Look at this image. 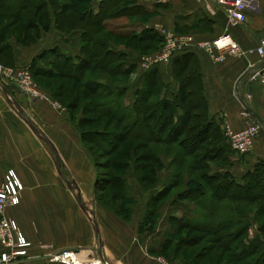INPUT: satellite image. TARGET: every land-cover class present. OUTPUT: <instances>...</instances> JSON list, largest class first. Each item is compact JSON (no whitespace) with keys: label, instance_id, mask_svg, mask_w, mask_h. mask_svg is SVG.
I'll return each mask as SVG.
<instances>
[{"label":"crops","instance_id":"crops-1","mask_svg":"<svg viewBox=\"0 0 264 264\" xmlns=\"http://www.w3.org/2000/svg\"><path fill=\"white\" fill-rule=\"evenodd\" d=\"M102 1L89 3L98 11ZM130 5L142 7L147 14L136 24L138 33L167 29L191 33L197 40L230 34L239 42L243 53L227 55L220 62L202 49L179 54L171 63L149 72L148 83L156 87L162 83L160 96L167 99L179 89H195L192 96L197 95L199 103L190 105L193 121L198 128L213 121L224 138V122L234 130L258 122L247 107L260 117L262 131L253 150L246 155L232 152L229 163L211 167V173L228 172L241 180L264 159V59L250 52L264 38V9L250 12L244 25L235 26L221 7L208 0H132ZM82 6L76 1L72 8L80 11ZM49 8L54 14L55 9ZM53 27L52 23L51 30H42L31 44L10 38L11 64L30 66L35 57L44 54L38 59V65L44 66L46 60L52 61L54 52L77 60L84 57L80 29L66 35ZM113 49L132 54L124 46L113 44ZM247 72L250 74L242 86L241 78ZM6 73L0 71V180L13 169L24 185L19 204L6 211L29 244L26 250L30 257L22 264H63L47 259L48 253L62 249L74 252L78 264H160V256L182 261L175 256L174 245L166 242L173 233V219L199 214L195 202L179 199L178 193L166 196L174 175L166 155H160L161 164L152 179L139 178L133 166L117 170L123 182L106 184L100 190L102 198H98V174L105 170L97 164L103 158L83 142L69 110L55 104L59 101L42 87L47 98L31 99L13 79L5 77ZM125 87V104L131 107L134 97L126 101L131 88ZM72 180L77 187L69 185ZM49 245L53 250L45 247Z\"/></svg>","mask_w":264,"mask_h":264},{"label":"trees","instance_id":"trees-1","mask_svg":"<svg viewBox=\"0 0 264 264\" xmlns=\"http://www.w3.org/2000/svg\"><path fill=\"white\" fill-rule=\"evenodd\" d=\"M10 1L0 0V64L3 62L2 56L11 64L9 43L11 36H15L19 42L28 44V39L31 38L29 32L32 30L40 32L41 22L46 19V15L49 16V6L53 7L52 4L59 9L62 6L61 10L54 14L58 27L67 26L72 30L82 31L81 48L84 57L77 60L54 52L52 61L46 60L44 66H39L38 59L44 54L38 55L28 66L37 76L71 78L78 83L86 72L102 70L110 76L129 78L143 52L133 48L134 52L131 55L116 51L111 45V37H124L127 43H133L137 49L138 46L149 47L150 52L156 51L162 44V37L154 29H145L140 33L134 29L129 32H117L112 29L97 32L99 28L107 27L105 24L107 18H114L120 14L143 16L142 19L147 17L142 7L130 3L114 11L108 10V6L113 2L126 0H103L98 11L92 9L90 0H69L63 5L59 3L61 0H18L21 4L13 7ZM76 1L79 5L83 4L84 8L74 15H66L67 24L58 23L60 13L72 8ZM17 32L21 33L20 37L16 36ZM146 40L147 44L144 43ZM159 68L161 67L152 68L145 73L143 86L136 88L131 107L125 104L124 100L126 84L119 87L94 78L81 86L84 87V93L75 86L74 89H67L64 84L53 90L46 88L49 95L51 94L69 110L83 142L103 158L97 164L105 170L98 174V198H102L100 190L104 189L106 184L114 180L123 182L119 179L117 170L133 166L139 178L148 180L153 178L161 164L160 155L173 153L171 164L175 163L178 169L172 178L174 182L172 181L168 188L178 185V178L182 175L180 169L184 168L185 174L192 176L193 183L178 192V198L195 202L199 214L193 218L173 219V233L168 235L166 242L167 245H174L175 256L186 257L192 252L190 250L199 246L202 240H206L207 243L203 247L191 253L192 263L203 260L211 263L209 260L211 252L218 249L219 256L212 264H264V159L252 170L247 171L241 180H237L228 172L211 173L210 164L222 165L217 163L220 161H224L223 165L229 163L233 151L222 132L220 133V127L213 121L205 122L199 128L195 124L189 103V98L193 94L191 89H179L172 99H167L160 96L162 89L155 92L154 89L146 87L148 73ZM67 93L69 96L63 101ZM95 93L99 94L97 97L102 98L100 101L97 103L91 101V106L85 101L82 103V97L87 99L89 94ZM77 109L80 112L79 118L75 113ZM193 115L201 119L200 115L195 113ZM100 117L106 119L103 121ZM143 120L147 122V125L143 124V132L132 135L133 129ZM89 125L95 127L83 129V126ZM147 127L148 133L154 136L146 132ZM206 143L207 147L196 159H189L188 162L187 157L193 156L194 150L200 149L199 144ZM173 144H178L185 150L180 151L178 146L172 147ZM113 155L115 158L111 157ZM130 157H134V160L131 161ZM201 160H206L208 167L202 164ZM204 168H208L207 171L197 173ZM206 186L209 189H206ZM257 186H261L260 189L263 191H254L255 195L248 196L253 189H259ZM232 191L233 194L239 193L244 199L234 198L235 196L230 195ZM223 200H238L235 201L238 203L230 205L222 203ZM221 210H227L228 215L225 217L221 215ZM249 211H253L255 215L251 216ZM176 223L178 225H175ZM253 225L256 227L252 228ZM181 230H188V233L175 240Z\"/></svg>","mask_w":264,"mask_h":264},{"label":"built area","instance_id":"built-area-1","mask_svg":"<svg viewBox=\"0 0 264 264\" xmlns=\"http://www.w3.org/2000/svg\"><path fill=\"white\" fill-rule=\"evenodd\" d=\"M221 7L227 14L232 25H244L250 12L264 9V0H208ZM162 37V46L149 54L140 56L138 64L145 66L146 70L169 64L182 53H187L193 49L207 51L214 61L220 62L227 55H240L243 53L239 42L230 34L218 36L212 40H197L191 33H178L167 29L159 30ZM264 59V38L260 44L251 49ZM10 69V68H9ZM4 69L0 64V71L8 72L5 77L13 79L15 84L23 90L31 99H46L47 94L32 79L29 67L9 70ZM258 72L250 77L254 78ZM59 107V102H55ZM262 127L258 122L242 130H234L230 124L224 122V133L232 151L238 155L250 153L255 145L257 136L261 133ZM24 185L20 181L17 173L10 169L6 179L0 180V264H22L29 259L27 254L28 242L20 230L17 222L8 216L6 211L10 206H16L20 202ZM52 249V246H45ZM47 259L52 263L78 264L74 252L69 249H62L48 253ZM160 264H188L184 262H174L164 256L158 258Z\"/></svg>","mask_w":264,"mask_h":264},{"label":"rangeland","instance_id":"rangeland-1","mask_svg":"<svg viewBox=\"0 0 264 264\" xmlns=\"http://www.w3.org/2000/svg\"><path fill=\"white\" fill-rule=\"evenodd\" d=\"M4 2H5V0H3ZM10 1V0H9ZM132 0H126V1H123V2H113L112 4H110L109 6H108V10L110 11V10H116V9H118L119 7H121V6H123V5H126L127 3H130ZM69 2V0H61L59 3H60V5H63L64 3H68ZM21 3H19L18 2V0L16 1V0H11L10 1V5L13 7V6H15V5H20ZM53 5V7L51 6V9L53 8V10L55 9V12H54V14H57L59 11H57V9L59 8H57V7H55L54 5L55 4H52ZM60 8H62V6L60 7ZM76 13H79V12H77V11H75V10H73V8H70V9H68V10H64L63 12H61L60 14H61V16H60V22H58V23H66L67 22V19H68V17L66 16V15H71V14H76ZM53 14V11H52V13L51 12H49V16L48 15H46V19H44L42 22H41V27L42 28H39V30H40V32L39 33H36L35 32V30H32V31H30L29 32V35L31 36V38H29L28 39V41H29V43L31 44V43H34L39 37H40V35H41V33H42V30H44L45 32H48L49 30H51L52 28H51V24L53 23V28H55V29H58L59 31H61V32H63L64 34H66V35H69L71 32H73V30L72 29H65V28H63V27H58L57 26V24H56V20H55V17H56V15H54ZM58 16V15H57ZM143 18V16H134V15H132V14H127V15H122V14H120L119 16H117V17H114V18H107V20H106V22H105V24H107V27H105V28H99L98 30H97V32L99 33L100 31H103V30H105V29H112V30H115V31H117V32H129V31H131L132 29H134L135 30V27H136V24H137V22L138 21H143L144 19H142ZM54 21V22H53ZM84 23V22H83ZM67 24V23H66ZM82 26V25H81ZM74 30H76V29H74ZM21 32V31H20ZM20 32H17V37H20L21 36V33ZM13 36H11V38H12ZM14 38H16L15 36H14ZM112 38V40H111V45H113V44H115V45H117V46H121V47H123L124 46V48L126 47L129 51H132V52H134L133 50H132V48L134 49V50H138V51H141V52H143V54H149V53H152V52H150V50L148 49L149 47H145V48H143V46H138V49H137V47L136 46H134V44L133 43H131V42H128L127 43V41H126V38H122V37H115V36H112L111 37ZM80 41H81V36H80ZM144 43L145 44H147L148 43V40H146V41H144ZM160 44V43H159ZM161 46H162V44H161ZM160 46V47H161ZM159 47V48H160ZM158 48V49H159ZM157 49V50H158ZM143 54H141V55H143ZM140 55V56H141ZM7 58L4 56H2L1 57V60L3 61L2 62V66L4 67V69H14V70H17V69H22V68H26V67H28V66H24V67H19V66H17L16 67V65H12V64H9L10 62H8V60H6ZM165 65H167V64H165ZM162 66H164V65H162ZM161 66V67H162ZM148 70H146V68H145V66H143L142 64H138L136 67H135V70H134V72H132L131 73V75L129 76V78H128V76L127 77H122V78H119V76H110V75H108L107 73H105L104 71H102V70H97V71H95V70H93L92 72H86L85 73V75L84 76H82V78L78 81V83L76 82L77 80H74V79H71V78H64V77H45V76H37V75H34L33 74V71L31 70V74H32V79H33V81H35V83L36 84H38L39 85V87H42V88H44L45 87V91H48L47 89H57V87L59 86V85H61V84H64L66 87H67V89H74V86L76 87V89H78L79 91H81L82 93H84V87L82 88L81 86L82 85H85V83H87V81H89L90 79H98V80H100L101 82H105V83H111L112 85H116V86H121V85H124V84H126L127 86L129 85L130 87L129 88H131L127 93H126V96H127V100L126 101H131L132 100V98L136 95V92H134V91H136V88L137 87H139V86H143V76L145 75V73L147 72ZM162 84V83H161ZM161 84H160V86H158V87H156L157 85H151V82H147V84H146V87H148V89H154V91L156 92V91H158V89H160V87H161ZM44 86V87H43ZM62 86V85H61ZM47 88V89H46ZM192 91H194L195 92V89H192ZM76 93V92H75ZM66 97L65 98H63V101H65L66 100V98H68V96H69V93H67L66 95H65ZM97 96H99V94L98 93H95V95H88V98L86 99V98H81V100H82V103H84V101H85V103H87L88 105H90L91 106V101L92 102H95L96 101V103H97V101H100L102 98H99V97H97ZM191 102V103H190ZM60 103V102H59ZM189 103H190V105L192 104L193 106L194 105H196V104H198L199 102H198V96L196 95V96H191L190 98H189ZM61 104V103H60ZM93 105V104H92ZM63 106V105H62ZM76 113V117H78L79 118V114H80V112H79V109H77V111L75 112ZM98 114V113H97ZM89 115H92V114H89ZM100 119L101 120H103L104 121V119H106V118H103V117H100ZM144 121V122H143ZM142 121V123H140V124H138L137 126H136V128H134L133 129V132H132V135H137V132H139V133H142L143 131L142 130H144V128H143V124H146L147 125V122L145 121V120H143ZM103 122H100V124H102ZM92 127H95L94 125H89V126H83V129H89V128H92ZM146 132L148 133L149 132V129H148V127H147V130H146ZM137 140V139H136ZM153 141V140H152ZM174 146H178V144H173L172 145V147H174ZM199 147H200V149H198V150H194V152H193V156H188L187 157V159H188V162L190 161V160H192V159H196V157H197V155H199V153H201L206 147H207V143L206 144H199ZM178 149L180 150V151H184L185 149L184 148H181V147H179L178 146ZM140 152H141V150H140ZM111 157H114L115 158V155H113V156H111ZM116 157H117V155H116ZM167 157V158H166ZM166 157L164 158V159H166V160H169L170 161V164H171V159H172V157H173V153L171 154L170 153V155H167L166 154ZM113 158V159H114ZM131 158V157H130ZM123 159H126V158H123ZM190 159V160H189ZM134 160V157L133 158H131V161H133ZM200 161V160H199ZM136 162V161H135ZM223 162L224 161H220V162H217V163H220V164H222L223 165ZM201 163L202 164H204V165H207V167H208V164H207V162H206V160L205 161H203V160H201ZM173 165V172H174V175H175V173L177 172V167H176V165H175V163L174 164H172ZM213 165H216V163L215 164H210V166L212 167ZM159 167H157V169H158ZM207 169L208 168H204V169H202L201 171H197V173H202V172H205V171H207ZM112 171H113V169H112ZM180 171H182V175H181V177L180 178H178L179 180H178V185L177 186H174V187H171L170 189H168V191L165 193L166 194V196H174V195H176L178 192H180L183 188L185 189L186 188V186L188 185V184H192L193 183V181H192V176H189V175H187V174H185V169L184 168H182V170L180 169ZM114 172V171H113ZM152 179V178H151ZM174 180H175V176H174ZM172 181L173 180H171V183H172ZM174 182V181H173ZM257 187H259V189H253L252 191H250V195H248V196H251L252 197V195L254 194L255 195V192L254 191H259V192H262L263 190H261L262 189V187L261 186H257ZM206 189H209V187L208 186H206L205 187ZM261 188V189H260ZM230 195H232V196H235L234 198H237V199H244V198H241L240 197V195H239V193H237V194H233V191H232V193L230 194ZM243 196H246V197H248L247 195H243ZM235 201H238V200H234V201H231V200H223L222 201V203H226V204H230V205H237L236 203H238V202H235ZM245 205V204H244ZM252 207H255V205H251ZM249 213H250V215L251 216H254L255 214H254V212L253 211H249ZM221 215H224V217L225 216H227L228 215V212H227V210H221ZM175 225H178L177 223L175 224ZM254 227H256V225H253V227L252 228H254ZM188 230H181V232H180V234L178 235V236H176V238H175V240H177V239H180V237L181 236H185L188 232H187ZM192 233H194V232H192ZM207 242H206V240L204 241V240H202L201 241V243L199 244V246H197V247H195L194 249H192V250H190V251H192L191 253H194V252H196L197 250H199L201 247H203L205 244H206ZM218 249H216L215 251H213V252H211L212 254H211V256H210V258H209V260L211 261V263L210 262H207L208 260H203L202 262H200V261H196V262H193L192 263V260H191V257H192V254L191 253H188L187 255H186V257H183V259H181L182 261H179V262H184V263H188V264H212L213 262V260L216 258V257H218L219 256V254H218Z\"/></svg>","mask_w":264,"mask_h":264},{"label":"water","instance_id":"water-1","mask_svg":"<svg viewBox=\"0 0 264 264\" xmlns=\"http://www.w3.org/2000/svg\"><path fill=\"white\" fill-rule=\"evenodd\" d=\"M249 74H250V72H247V73H246L245 75H243V77L241 78V85H242V86H244V84H245V82H246V80H247ZM241 94H242V97H245V93H244V91H242ZM247 108H248V111L253 115V117L256 118L257 121L262 122V120L260 119V117H259L257 114H255L254 111H253L250 107H247ZM30 125H31V127L34 128L35 131L39 132V131L36 129V127H35L32 123H30ZM69 185H73L74 188L77 187V186H76V183H75L73 180L71 181V183H69ZM74 185H75V186H74ZM77 201H78V203L80 204V206H81L83 209H85V206H84V204L82 203V200H81L80 195H77Z\"/></svg>","mask_w":264,"mask_h":264}]
</instances>
